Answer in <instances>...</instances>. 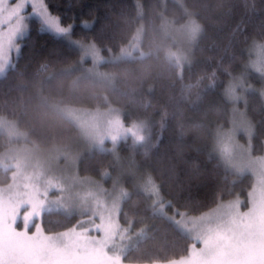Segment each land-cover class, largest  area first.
<instances>
[{
    "label": "trees",
    "instance_id": "1",
    "mask_svg": "<svg viewBox=\"0 0 264 264\" xmlns=\"http://www.w3.org/2000/svg\"><path fill=\"white\" fill-rule=\"evenodd\" d=\"M45 3L63 24L72 25L74 38L96 44L106 57L130 54L102 63L103 70L112 75L110 81L85 75L78 69L80 51L32 19L20 39L18 54L0 76V114L15 120L27 132L29 142L42 148L69 143L80 132L75 122L48 101L89 108L115 106L126 124L142 120L148 145L138 149L127 138L119 143V153L138 159L146 181L153 180L160 196L153 199L148 188H132L123 199L121 222L142 233L124 257L159 262L187 254L190 236L156 210L157 200L168 203L170 209L201 213L222 199L248 195L253 175L228 169L214 147L222 131L233 129L232 120L241 115L233 111L237 108L244 110L253 127L254 152L264 151V98L260 91L264 81H256V90L246 93L241 101L227 91L244 73L255 79L247 64L252 44L264 42V0ZM187 18L199 31L193 41L183 44L182 37L168 33L170 26H180ZM137 30L141 39H135ZM174 43L187 52L183 66L170 55ZM7 142L8 136L0 132V150ZM78 166L84 175L117 173L114 157L104 150L83 152ZM77 217L45 211L41 225L54 232L77 223Z\"/></svg>",
    "mask_w": 264,
    "mask_h": 264
},
{
    "label": "rangeland",
    "instance_id": "2",
    "mask_svg": "<svg viewBox=\"0 0 264 264\" xmlns=\"http://www.w3.org/2000/svg\"><path fill=\"white\" fill-rule=\"evenodd\" d=\"M23 2L8 0L5 4L0 0V76L10 66L13 55L18 54L20 39L27 34L32 19L41 21L44 28L62 36L80 51L78 69L85 75L110 81L112 75L103 70L102 63L130 54L127 52L106 57L96 44L74 38L71 24L65 25L60 21V27L69 26L65 34L48 28L41 16L33 14L31 6L23 9V18L10 15L14 6L22 5ZM197 29L198 25L187 18L180 26H170L168 35L182 37V43L186 44L196 38ZM141 36L142 33L137 30L135 39H141ZM170 55L180 66L188 61L187 52L180 43L173 44ZM247 65L252 68L255 79L252 74L249 77V74L244 73L227 87L228 93L235 96L237 101L243 100L246 93L256 90V81H264V42L252 44ZM261 88L264 98V87ZM48 103L77 124L79 135L64 145L42 148L29 142L27 132L15 120L0 114V132L5 133L10 141L0 150V209L11 208L17 218L15 228L18 231L24 229V217L31 216L28 233H35L39 226L45 236L52 238L60 254L57 264H202L197 254L204 248V232L212 226L214 218L228 213L241 216L252 212L259 214L264 210V151L258 154L254 152L251 144L253 127H250L244 110L237 111L234 108L233 111L241 115L232 120L234 125L231 131L220 133L214 149L228 169L236 174L249 172L253 175L248 195L222 199L201 213L170 209L168 203L157 200L160 203L156 210L167 215L190 236L189 252L169 261L139 262L125 259L124 252L140 239L142 233L121 222L123 199L132 188H148L154 195L153 199L160 196L156 184H152L153 180L146 181V173L138 159L132 154L131 157H124L119 153V143L127 138L138 149L148 145L146 125L139 119L126 124L115 106L89 108L58 101ZM237 135H241V138ZM97 149L111 153L117 173L111 175L108 171L110 175L107 172L96 177L79 171L80 155ZM56 210L65 215L76 214L78 222L58 231H45L41 225L43 212Z\"/></svg>",
    "mask_w": 264,
    "mask_h": 264
},
{
    "label": "snow or ice",
    "instance_id": "3",
    "mask_svg": "<svg viewBox=\"0 0 264 264\" xmlns=\"http://www.w3.org/2000/svg\"><path fill=\"white\" fill-rule=\"evenodd\" d=\"M28 6L48 28L60 34L69 31V26H59L60 18L51 14L45 0H24L10 15L23 18V9ZM16 219L11 208L0 209V264H57L60 254L52 238L39 226L35 233H28L31 216L24 217V229L18 231ZM203 243V250L197 254L202 264H264V210L244 216H217L205 229Z\"/></svg>",
    "mask_w": 264,
    "mask_h": 264
}]
</instances>
